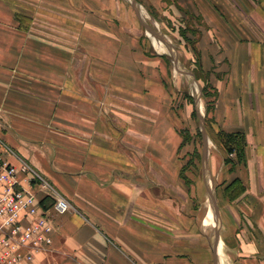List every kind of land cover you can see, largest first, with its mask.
<instances>
[{"label":"crops","instance_id":"1","mask_svg":"<svg viewBox=\"0 0 264 264\" xmlns=\"http://www.w3.org/2000/svg\"><path fill=\"white\" fill-rule=\"evenodd\" d=\"M139 1L156 23L186 16L214 94L219 264H264V0ZM145 37L123 0H0V153L39 176L17 173L49 214L69 204L21 264H215L187 181L191 107Z\"/></svg>","mask_w":264,"mask_h":264},{"label":"built area","instance_id":"2","mask_svg":"<svg viewBox=\"0 0 264 264\" xmlns=\"http://www.w3.org/2000/svg\"><path fill=\"white\" fill-rule=\"evenodd\" d=\"M19 170L29 174L25 179L28 186L39 181V176L27 165ZM19 170L0 153V264H21L46 251L57 229L54 215H61L69 209L67 200L56 198L52 205L54 215L49 214L33 190L18 181ZM39 184L45 188L43 183Z\"/></svg>","mask_w":264,"mask_h":264},{"label":"rangeland","instance_id":"3","mask_svg":"<svg viewBox=\"0 0 264 264\" xmlns=\"http://www.w3.org/2000/svg\"><path fill=\"white\" fill-rule=\"evenodd\" d=\"M123 1H125L126 3V7L129 10V14L135 20L136 25H138L139 28L143 31L144 36H146L145 38L147 42H149L150 44V42H152L151 35L147 33L145 28L142 26V24L139 22L138 18L136 17V14L131 4V0H123ZM137 3H140V1L137 0ZM140 10L143 16L144 15L146 16L145 18L143 17V21L145 22V24L151 26L156 31L158 30L157 32H159L162 36H164L173 45L174 49L176 48L175 50L177 54L179 68L184 71H188L192 73L194 75V79L196 80L195 81L192 77L186 76L185 74L176 70L173 64L174 53L169 47L166 46L168 49L167 51L168 53H166L167 54L166 57H167L171 70L175 73L174 75L177 81V88L180 90V94H181L180 96L181 98L185 99L186 100L185 102H187V104L191 107V120H192V124L194 128L192 129V135L188 133L186 134L187 139L190 142H192L190 153L186 157L188 161V165L186 168L187 169V181H189L194 187L193 189L195 193L194 200L197 201L196 207H197V210H199V215L201 219L200 222L205 225L206 218L209 212L208 208H211V205L209 202L208 194L206 196V192L204 188L205 184L203 182V171H202V164H201L202 137H201L199 120L197 118L196 110H195V101L199 97V103L201 101V103L203 104V107H204L203 115L205 116V122H206L205 129L207 133L208 132L207 126L209 125V121H208L206 110L208 111L210 109V104L212 102V98L214 94L208 90V86L205 82V77L201 74L200 70L197 67V56L196 54H194V52L193 53L191 52V49L194 45L193 42H190L187 44L186 43L187 40L179 36V31H180L179 29L181 27L179 20L180 18L185 19L186 16L178 12L176 14H179V15H176L174 17L172 16L169 19L164 15H161V18L156 16L157 20L160 22L162 20H165V22L161 24L162 22L156 23L154 18L152 17L154 16L155 13L150 12L147 8H144V11L142 10V8H140ZM194 83L197 85L196 91H195ZM189 97L191 98V100H189ZM207 136H209L208 133H207ZM214 149H215V146L212 144L210 147V150L213 151V153H215ZM205 178L207 182L209 183V186H210V183L212 182L214 189L216 191V185H215L216 181H214L213 178L210 177V175L208 174V171L206 172ZM215 194L217 195V192H215ZM214 230H215V227H213L212 229L209 228V235L211 236L212 239L214 236ZM219 254H221L220 251H219Z\"/></svg>","mask_w":264,"mask_h":264},{"label":"water","instance_id":"4","mask_svg":"<svg viewBox=\"0 0 264 264\" xmlns=\"http://www.w3.org/2000/svg\"><path fill=\"white\" fill-rule=\"evenodd\" d=\"M131 4H132V7H133L134 12L136 14V17L138 18V20L142 24V26L145 28L147 33L152 35L156 40H159L160 42L164 43L166 46H168L172 50V52L174 53L173 64H174L176 70L180 71L181 73L185 74L186 76H190L194 79V75L192 73H190L188 71H184V70L179 68L176 50L174 49L173 45L164 36H162L159 32L154 30L151 26L145 24V22L143 21V18L141 16V12H140V8H139V5L137 3V0H131ZM195 110H196L197 118L199 120L201 137H202L201 164H202V168H203V176L205 178V175H206V172L208 169V149H209L210 140L207 136L206 129H205V116L203 114H201L200 109H199V97L195 101ZM205 182H206V186H207V194H208L209 202L211 205V211L213 212V214L215 216V226H214L215 230H214V236H213L214 260H215V264H219L218 255H217V248H218V244H219V230H220V226H221V218H220L219 207L217 204V198L215 195L214 186H213L212 182L210 183V186H209V183L207 182L206 178H205Z\"/></svg>","mask_w":264,"mask_h":264},{"label":"bare ground","instance_id":"5","mask_svg":"<svg viewBox=\"0 0 264 264\" xmlns=\"http://www.w3.org/2000/svg\"><path fill=\"white\" fill-rule=\"evenodd\" d=\"M130 3V2H129ZM141 11V10H140ZM141 14H142V12H141ZM142 16V18L144 17H146L145 15L143 16V14L141 15ZM148 16V15H147ZM149 17V16H148ZM149 19V18H148ZM158 31V30H157ZM151 40H152V42H153V45H154V47L156 48V50L158 51V53H168L167 51H168V49H167V47H166V45L164 44V43H162V42H160L159 40H156L152 35H151ZM176 49V48H175ZM180 76V75H179ZM190 80V79H189ZM187 81H188V79H187ZM195 84V83H194ZM196 88H197V85L195 84V91H196ZM190 90V89H189ZM199 109H200V112H201V114H204V107H203V104L201 103V101H200V103H199ZM211 141V140H210ZM211 143L209 142V145H210ZM217 204H218V202H217ZM219 206V205H218ZM209 209V212H208V215H207V218H206V223H205V225H206V227H207V229H209V228H211L212 229V227H214L215 226V216H213V212L211 211V208H208ZM221 250V249H220ZM221 252V251H220ZM223 257V256H222Z\"/></svg>","mask_w":264,"mask_h":264},{"label":"trees","instance_id":"6","mask_svg":"<svg viewBox=\"0 0 264 264\" xmlns=\"http://www.w3.org/2000/svg\"><path fill=\"white\" fill-rule=\"evenodd\" d=\"M189 100H191V98L189 97ZM190 102H192V101H190ZM206 112H207V110H206ZM207 131H208V128H207ZM213 137V138H212ZM215 136L213 135V136H211V138L213 139V141L216 143V139L214 138ZM183 141H187V136H186V134H183Z\"/></svg>","mask_w":264,"mask_h":264}]
</instances>
